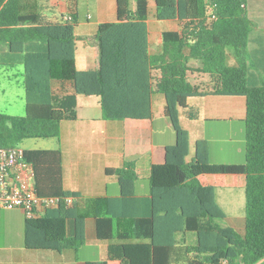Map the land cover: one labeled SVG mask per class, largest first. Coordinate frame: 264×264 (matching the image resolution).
I'll return each mask as SVG.
<instances>
[{
  "label": "trees",
  "instance_id": "1",
  "mask_svg": "<svg viewBox=\"0 0 264 264\" xmlns=\"http://www.w3.org/2000/svg\"><path fill=\"white\" fill-rule=\"evenodd\" d=\"M135 1L132 10L131 0H117L118 21L100 25L88 39L96 68L79 71L75 56L81 38L75 18H46L31 11L25 0H0V63L22 65L26 89L24 116L0 113V147L60 138L67 109L58 105L53 81L72 82L76 95L100 97L104 118L110 121L151 119L152 95H163L176 136L165 162L151 168L149 196L136 195V165L125 163L107 170L118 178L119 197L80 198L64 188L60 150H25L38 194L74 199L70 208L26 219L25 246L77 251L85 244L86 219L93 217L102 240L145 241L122 247L127 264H174L185 254L195 256L187 264H264V84H254L249 74L251 36L259 26L249 18L248 0H155L160 21L185 26L181 33L165 32L154 56L146 23L148 0ZM230 55L237 65L229 63ZM193 60L199 67L190 65ZM191 72L210 76L213 95L246 98L244 163L213 164L206 140L196 143L188 161L190 136L180 112L190 98L206 95L189 81ZM221 188L245 190L244 235L220 224L227 218L217 201ZM188 232L196 233V245L177 247L178 235Z\"/></svg>",
  "mask_w": 264,
  "mask_h": 264
},
{
  "label": "crops",
  "instance_id": "2",
  "mask_svg": "<svg viewBox=\"0 0 264 264\" xmlns=\"http://www.w3.org/2000/svg\"><path fill=\"white\" fill-rule=\"evenodd\" d=\"M31 11H38L46 18L57 17L77 20L75 63L79 71L96 68V56L88 39L93 38L102 24L118 21L117 0H25ZM149 13L146 20L149 31V49L152 56L160 53L165 32L184 31L180 21H160L157 18L155 0H148ZM132 10L136 1L131 0ZM249 18L256 22L259 30L251 36L249 74L254 84H264V3L248 0ZM230 54V53H229ZM231 65H237L233 55ZM199 67L198 61H191ZM12 72L20 93L17 100L11 98L12 78L9 83L0 81V113L9 116H24L26 111V89L24 67L6 66L0 63V75ZM153 75L159 78V71ZM189 81L204 96L190 98L188 108L180 112V121L189 132L191 154L195 155L196 143L206 140L210 147V161L213 164H242L245 162V124L247 100L243 96L213 95L212 82L208 74L191 72ZM53 95L60 107L67 109L61 126V136L50 148L34 150H60L63 155V182L66 191L83 199L119 197L118 178L107 174V170L119 169L125 163H134L138 180L135 184L137 196H149L151 168L165 162L166 149L174 146L176 136L170 120L165 114V98L152 95V117L147 120L127 119L105 120L101 99L98 96L75 94L72 82L53 81ZM23 104V106H22ZM18 106L20 107L18 109ZM19 113V114H18ZM23 114V115H22ZM46 141V140H44ZM148 182L146 185L142 182ZM245 198L242 188H221L217 190V201L227 218L220 222L245 233V213H232L238 209L240 198ZM242 203V202H241ZM242 205V204H241ZM228 210V211H227ZM242 210V209H241ZM244 214V215H243ZM26 215L21 209L0 210V264H127L122 258L125 244L145 242L136 240L109 239L98 237L97 220L86 219L85 244L77 251L63 252L29 250L25 246ZM207 228L205 221L201 222ZM68 236L73 235V224H67ZM197 235L193 232L179 234L177 247H194ZM195 256L185 254L174 264H187Z\"/></svg>",
  "mask_w": 264,
  "mask_h": 264
},
{
  "label": "built area",
  "instance_id": "3",
  "mask_svg": "<svg viewBox=\"0 0 264 264\" xmlns=\"http://www.w3.org/2000/svg\"><path fill=\"white\" fill-rule=\"evenodd\" d=\"M71 197L40 196L35 187V170L25 160L21 147H0V210L21 209L27 219L44 216L61 207L70 208Z\"/></svg>",
  "mask_w": 264,
  "mask_h": 264
},
{
  "label": "rangeland",
  "instance_id": "4",
  "mask_svg": "<svg viewBox=\"0 0 264 264\" xmlns=\"http://www.w3.org/2000/svg\"><path fill=\"white\" fill-rule=\"evenodd\" d=\"M258 1L261 4L264 3V0H258ZM251 2L253 3V0H251ZM10 73H12V72H6V73L3 72L0 75V81L1 82H6V84H8L9 83V79L7 77L10 75ZM10 77L12 78V81H10V83H9L12 86V88H11V98L14 99V100H17L16 93H18V92L20 93L19 87L16 86V84H15L16 80L14 79L12 74L10 75ZM17 102L19 103V100H17ZM22 106H23V104H22ZM19 108L20 107L18 106V109ZM18 116H20V115H18ZM55 141L56 140H52V139L51 140H46V141H44V140H33V139L32 140H26L20 145V147L22 149H24V150L46 149V148H50L51 147V143H55ZM191 160H192V158L189 157L188 161L190 162ZM142 183H144L146 185H149V183L147 181L146 182H142ZM239 200H240L239 208L238 209L233 208L231 211H229L228 213H229L230 216H231L232 213H235V212H237V213H240V212L245 213V198L243 197V199L240 198ZM222 222H224V221H222ZM239 232H242V234H243V228L240 229Z\"/></svg>",
  "mask_w": 264,
  "mask_h": 264
}]
</instances>
